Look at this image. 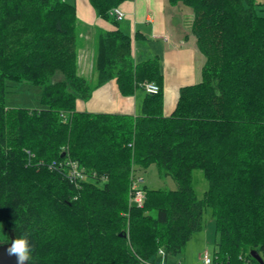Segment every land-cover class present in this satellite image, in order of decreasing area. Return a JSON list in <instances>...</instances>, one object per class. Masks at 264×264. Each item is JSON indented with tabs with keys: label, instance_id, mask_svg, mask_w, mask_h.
I'll return each instance as SVG.
<instances>
[{
	"label": "trees",
	"instance_id": "1",
	"mask_svg": "<svg viewBox=\"0 0 264 264\" xmlns=\"http://www.w3.org/2000/svg\"><path fill=\"white\" fill-rule=\"evenodd\" d=\"M127 1L88 0L103 20ZM166 1L190 10L178 7L183 34L204 61L168 116L158 57L137 61L122 30L96 36L85 76L72 0H0V247L26 238L27 264H180L170 258L208 209L210 264H264V0ZM113 79L122 96L143 83L160 92L145 93L138 117L76 111ZM7 82L39 88L41 108L7 107ZM67 160L83 170L79 187ZM151 166L177 189L141 180L139 208L133 179Z\"/></svg>",
	"mask_w": 264,
	"mask_h": 264
},
{
	"label": "crops",
	"instance_id": "2",
	"mask_svg": "<svg viewBox=\"0 0 264 264\" xmlns=\"http://www.w3.org/2000/svg\"><path fill=\"white\" fill-rule=\"evenodd\" d=\"M72 3L80 23L78 66L82 75L91 74L96 36L120 29L133 40L137 61L158 57L164 81V116L174 109L180 88L200 81L203 58L194 38L184 37L180 19L169 20L166 0L127 1L120 6L126 15L122 21L97 17L88 0H72ZM145 96L141 88L131 96H122L113 79L95 89L87 102L77 101L76 111L138 117Z\"/></svg>",
	"mask_w": 264,
	"mask_h": 264
},
{
	"label": "rangeland",
	"instance_id": "3",
	"mask_svg": "<svg viewBox=\"0 0 264 264\" xmlns=\"http://www.w3.org/2000/svg\"><path fill=\"white\" fill-rule=\"evenodd\" d=\"M167 7L169 9V20L176 21V19H180L181 21L182 17L179 15L180 12L178 11V7L182 6H171L167 3ZM182 9L185 15H189L191 13L187 8L182 7ZM39 93L40 90L37 87L30 86L25 83L7 82L6 106L9 108L40 109ZM136 174L135 179H133V184L136 183V185H138V183L142 180L139 184L147 189L165 191H174L177 189L174 180L169 176H159L155 166H151L147 170H138ZM193 185L197 197L199 199L202 198L204 192L207 190V182L201 171L193 172ZM214 223L211 211L209 209L206 210L204 213L203 229L200 232L193 234L186 244L183 253L181 255L171 257L170 263L178 262L180 264H204L206 254L211 260L215 248Z\"/></svg>",
	"mask_w": 264,
	"mask_h": 264
},
{
	"label": "bare ground",
	"instance_id": "4",
	"mask_svg": "<svg viewBox=\"0 0 264 264\" xmlns=\"http://www.w3.org/2000/svg\"><path fill=\"white\" fill-rule=\"evenodd\" d=\"M114 10H118V11H120V12L123 14L122 19L119 20V19L116 18L115 15H113V11H114ZM109 16H110V17H113L116 21H122V20L125 19V17H126L124 11H123L121 8H114V9H112V10L109 12ZM147 84H153V85L157 86L155 83H143L141 86H142L143 91H144L146 94H149V93H147L146 90H145V85H147ZM157 88H158V92H157L156 94H149V95H157V94L160 92V89H159L158 86H157ZM66 165H67V167H68V169H69V174H68L67 177L69 178V180H70V181H71L76 187H79V183H80L81 181H83V179H84L83 170L80 169L76 163H74V162H72V161H69V160H67V164H66ZM72 172H75V175H74L73 177L71 176ZM134 184L136 185V183H134ZM160 253H161V252H160ZM161 255H163V253H161ZM206 259L209 260V264H210V263H211V260L207 257V254H206L205 259H204V264H206Z\"/></svg>",
	"mask_w": 264,
	"mask_h": 264
},
{
	"label": "clouds",
	"instance_id": "5",
	"mask_svg": "<svg viewBox=\"0 0 264 264\" xmlns=\"http://www.w3.org/2000/svg\"><path fill=\"white\" fill-rule=\"evenodd\" d=\"M7 251L10 255L15 254L17 256L19 264H24L25 261L31 259L30 246L26 238H16L11 242Z\"/></svg>",
	"mask_w": 264,
	"mask_h": 264
},
{
	"label": "built area",
	"instance_id": "6",
	"mask_svg": "<svg viewBox=\"0 0 264 264\" xmlns=\"http://www.w3.org/2000/svg\"><path fill=\"white\" fill-rule=\"evenodd\" d=\"M113 15L116 16L117 19H122L123 14L118 11V10H114L113 11ZM145 90L147 93L149 94H156L158 92V88L157 86L153 85V84H147L145 85ZM75 175V172H72L71 176L73 177ZM132 198H131V204L136 206V207H142L143 204V193L139 190V188L137 187V185H133L132 187ZM206 264H209V260L206 259Z\"/></svg>",
	"mask_w": 264,
	"mask_h": 264
},
{
	"label": "water",
	"instance_id": "7",
	"mask_svg": "<svg viewBox=\"0 0 264 264\" xmlns=\"http://www.w3.org/2000/svg\"><path fill=\"white\" fill-rule=\"evenodd\" d=\"M62 157H64V154H62ZM11 246V243L3 245L0 247V264H19L17 256L15 254H9L8 248ZM258 261L260 262V259L258 258ZM24 264H27L26 261Z\"/></svg>",
	"mask_w": 264,
	"mask_h": 264
}]
</instances>
